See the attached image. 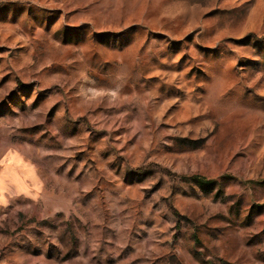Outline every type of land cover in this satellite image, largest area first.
<instances>
[{
    "label": "rangeland",
    "instance_id": "1",
    "mask_svg": "<svg viewBox=\"0 0 264 264\" xmlns=\"http://www.w3.org/2000/svg\"><path fill=\"white\" fill-rule=\"evenodd\" d=\"M0 264H264V0H0Z\"/></svg>",
    "mask_w": 264,
    "mask_h": 264
},
{
    "label": "trees",
    "instance_id": "2",
    "mask_svg": "<svg viewBox=\"0 0 264 264\" xmlns=\"http://www.w3.org/2000/svg\"><path fill=\"white\" fill-rule=\"evenodd\" d=\"M193 180L199 184H207L208 183V181H206L205 179L198 177V176L193 177Z\"/></svg>",
    "mask_w": 264,
    "mask_h": 264
}]
</instances>
